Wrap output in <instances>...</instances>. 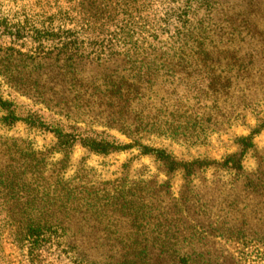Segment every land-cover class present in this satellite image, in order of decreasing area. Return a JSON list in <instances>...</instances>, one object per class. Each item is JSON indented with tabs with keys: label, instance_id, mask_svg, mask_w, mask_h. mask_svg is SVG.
Instances as JSON below:
<instances>
[{
	"label": "rangeland",
	"instance_id": "rangeland-1",
	"mask_svg": "<svg viewBox=\"0 0 264 264\" xmlns=\"http://www.w3.org/2000/svg\"><path fill=\"white\" fill-rule=\"evenodd\" d=\"M175 1L0 0V22H4L0 26V48L3 49L0 71L8 72V78L13 75L19 80L24 74L38 72L50 64L51 61L42 60V53L51 50L49 46L44 47L40 35L44 23L50 27L51 15L46 14L50 7L56 14L60 9L69 13L62 29L74 31L81 40H109V33L115 31L116 25L131 30V37L144 39L150 35L144 37L151 31L149 24L159 22L165 27L160 20L167 13L173 14L178 7ZM205 1H197L196 6L202 8L199 21L207 19V8L214 12V22L225 23L231 14L241 10L232 11L234 6H247V0L234 1L231 8L216 6L213 0L204 4ZM89 4L102 10V14L92 12ZM122 9L132 10V21L121 16ZM249 19L261 24L259 16ZM133 22L146 29L137 31ZM246 42L232 46L244 58L259 51L245 50L251 45ZM255 63L258 64L252 65L249 71L252 78L264 70V52H258ZM221 64L214 70L228 71L229 74L223 75L227 80L222 76L221 81L213 82L208 72L196 67L181 73L183 81L170 83L173 87L170 90L184 97L178 100L171 96L168 102L180 103L184 115L195 120L193 130L186 133L189 141L181 137L175 141L158 139L154 134L140 140L151 147L166 149L180 164L199 158L205 161V169L196 167L193 175L179 167L170 170L153 156L143 155L139 148L98 155L78 145L61 152L57 138L51 133L23 123L10 129L0 126L1 134L27 140L46 154L57 152L51 160L65 172L64 180L72 183V187L86 186L90 192H84L85 196L104 206L102 213L107 212L98 234H91L85 223L78 233L52 232L53 238L64 236L62 244L51 248L49 245L38 253L36 260L29 258V246L19 241L24 237L23 229L2 232L0 226V264H183L178 253L187 247L193 248L197 256L194 264H264V79L250 80L257 84L254 96L244 91L246 86L240 83L236 70L231 73L232 69L226 68L228 61ZM21 90H24L21 83H13L0 74V96L17 108L19 116L38 114L50 125L60 121V126H66L68 131L72 126L100 138L111 136L121 145L133 143L119 130L98 123H67L44 105L30 100ZM3 114L0 109V117ZM245 137L253 142V149H243L241 139ZM230 157L241 161L243 170L233 162L223 167ZM188 194L191 199L200 200L203 207L196 209L202 219L197 233L186 231L179 217L182 199ZM2 195L5 197L6 193L2 191ZM117 203L115 212L111 209ZM96 214L88 213L86 223L98 218ZM202 215H210L209 222Z\"/></svg>",
	"mask_w": 264,
	"mask_h": 264
},
{
	"label": "trees",
	"instance_id": "trees-1",
	"mask_svg": "<svg viewBox=\"0 0 264 264\" xmlns=\"http://www.w3.org/2000/svg\"><path fill=\"white\" fill-rule=\"evenodd\" d=\"M197 1L173 2L178 3L173 14L167 13L166 18L160 20L165 27H161L159 22L149 24L151 31L144 37L150 35L144 39L133 38L130 36L131 30L125 29L124 25H116L115 31L109 33V40H81L74 31L62 29L69 13L60 9L56 14L50 7L46 12L51 15L48 21L50 27L44 23L40 35L44 47L49 46L51 50L50 53H42V60L52 63L38 72L30 71L22 77L17 75L19 80L13 75L8 78V72L0 71L7 80L21 83L24 86L21 91L30 100L44 105L50 113L65 122L73 125L98 123L119 130L133 143L121 145L111 136L100 138L72 126L68 131L66 126H60V121L57 125H50L38 114L21 117L17 108L0 96V109L4 111L0 117L1 128L10 129L23 123L51 133L57 138L61 152L70 151L78 145L98 155L139 148L143 155L153 156L170 170L179 167L188 175H193L196 167L204 170L207 163L200 158L180 164L166 149L151 147L140 140L151 134L158 139L175 141L181 137L190 140L186 133L193 130L195 120L192 116L184 115L180 103L173 105L168 102L172 100L171 96L178 100L184 97L174 89L171 91L170 83L183 81L181 73L187 69L200 67L197 70L208 72L213 82L221 81L220 78L229 72L214 69L215 66H222L221 62L226 60V68L232 69L231 73L236 70L240 83L245 84L244 91L257 95V84L250 80H263L264 70H259V75L253 78L249 76V71L252 65L258 64L255 63L258 52H264V0H247L245 7L234 6L232 11L241 10L231 14L225 23L214 22L215 15L209 12L210 8L206 9L207 19L199 21L202 8L196 6ZM234 1L238 0H213L216 6L226 8H231ZM206 2L208 0L203 3ZM89 7L97 15L102 14V10L94 5L89 4ZM131 11L122 9L121 16L130 22ZM218 12L215 11L216 14ZM255 15L259 16L260 25L249 19ZM133 23L137 31L146 29L143 25L139 27V23ZM198 24L200 27H197ZM2 25L4 22H0ZM53 27L57 33H54ZM46 36L51 39H46ZM246 41L251 45L245 50H259L248 54V58L232 49V46L248 44ZM2 50L0 48V52ZM216 72L219 74L216 75ZM241 107L238 106L239 109ZM241 144L243 149H253L255 146L247 137L241 139ZM56 153L46 154L35 149L27 140L0 132L1 231L23 229L24 237L19 241L29 246V258L32 260H36L38 253L49 248V245L51 248L54 244H62L64 236L53 238L52 232L57 235L67 232L70 235L84 229L86 224L91 234H98L103 228L102 222L107 219V212L102 213L104 206H98L90 196H85L84 192H90L86 186L72 187V183L64 180L65 172L51 160ZM234 161V157L228 158L223 167H229L233 162L236 168L243 170L241 161ZM2 191L6 193L5 197ZM39 195L41 199L36 198ZM198 201L191 199L189 194L182 199L179 217L188 232L197 233L198 223L202 220L196 211L198 207L203 208ZM118 206L117 203L111 210L115 209L116 212ZM91 211L99 217L91 218L86 223ZM202 216L209 222L210 215ZM193 251V248L187 247L178 253L183 264L195 263L193 260L197 256Z\"/></svg>",
	"mask_w": 264,
	"mask_h": 264
}]
</instances>
